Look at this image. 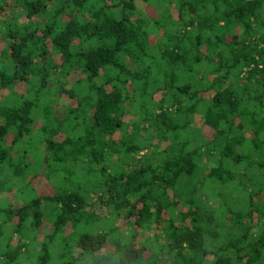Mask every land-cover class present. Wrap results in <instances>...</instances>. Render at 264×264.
Instances as JSON below:
<instances>
[{
	"label": "trees",
	"instance_id": "trees-1",
	"mask_svg": "<svg viewBox=\"0 0 264 264\" xmlns=\"http://www.w3.org/2000/svg\"><path fill=\"white\" fill-rule=\"evenodd\" d=\"M0 38V264H264V0H0ZM96 203L139 242L73 240Z\"/></svg>",
	"mask_w": 264,
	"mask_h": 264
},
{
	"label": "rangeland",
	"instance_id": "rangeland-1",
	"mask_svg": "<svg viewBox=\"0 0 264 264\" xmlns=\"http://www.w3.org/2000/svg\"><path fill=\"white\" fill-rule=\"evenodd\" d=\"M11 7H12V3H9V8H8L9 11H11ZM0 40H1V38H0ZM57 98H58V95L56 93V95L53 97V99L56 100ZM40 106L42 108L43 103H41ZM201 124L202 123H201L200 117L195 118L194 125L200 127ZM34 152L35 151L32 150V153H34ZM45 177H43V176L37 177L33 181V188H34L35 192L40 196L46 195V193H48V189H46L48 186L47 185L48 180ZM66 178H67V175H65L64 172H61L60 174H58L57 177L55 176L54 179L50 178L53 181L52 187L54 189L60 188L61 186H62V188H64V186L67 183H65L63 181H66ZM49 184H50V182H49ZM77 185H78L77 180H76V178H74V180L71 181V183L68 186H74L75 187ZM169 195H171V192L169 193ZM200 197H201V195H200ZM242 202H243V200H242ZM8 203L13 204V206L15 208H18L20 205V203L17 202L16 199L14 198L13 194H2L0 196V204L6 206ZM237 207H239V205H237ZM179 208L183 211H186V208H183L180 205H179ZM92 214L94 215V217L91 216ZM85 215L87 217L90 216L89 220L87 222V221H84L85 220L84 219L83 221H81V223L78 225V227L76 229H74V231H72L71 235H72L73 240H77L82 235H86V234L87 235H95L98 233H107L108 234V244L112 245V246H114V243L118 242L117 240H119L123 244H127L130 241H133L134 243L139 242V238H137L134 241L135 236H140L139 232L136 231L137 233H135V230L131 231L125 225V223H124L125 213L124 212H121L118 215H114V213L112 215L111 214L109 215L108 210H106L104 207L99 208L97 203H96V205H94L93 210L91 209L90 211H87ZM163 219H167L166 214L163 215ZM122 223H123V226H121L122 227L121 228L119 226V224L121 225ZM48 230H49V226H47V224H44L43 225V232H45V231L47 232ZM69 232H70V230L66 231L65 236H68ZM145 241L148 244L149 243L153 244L154 238L152 237V238L148 239L145 236ZM38 248L39 247H37V249H35V252L39 250Z\"/></svg>",
	"mask_w": 264,
	"mask_h": 264
}]
</instances>
